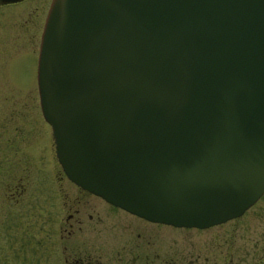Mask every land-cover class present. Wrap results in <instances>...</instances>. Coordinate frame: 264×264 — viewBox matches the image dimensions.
I'll use <instances>...</instances> for the list:
<instances>
[{
	"label": "water",
	"instance_id": "water-1",
	"mask_svg": "<svg viewBox=\"0 0 264 264\" xmlns=\"http://www.w3.org/2000/svg\"><path fill=\"white\" fill-rule=\"evenodd\" d=\"M37 79L66 175L129 212L204 228L264 192V0H52Z\"/></svg>",
	"mask_w": 264,
	"mask_h": 264
},
{
	"label": "flooded vegetation",
	"instance_id": "flooded-vegetation-1",
	"mask_svg": "<svg viewBox=\"0 0 264 264\" xmlns=\"http://www.w3.org/2000/svg\"><path fill=\"white\" fill-rule=\"evenodd\" d=\"M50 2L0 0L4 18L22 19L24 34L17 38L13 32L12 41L17 39L19 46L24 47L19 55L30 61L34 76L31 86L36 88L37 56ZM10 7L15 13H10ZM36 98L38 104L35 107L32 102L33 113L10 112L8 100L0 104L2 167L10 150V178L6 179L10 192L5 194L10 206V225L1 230L2 234L10 232L4 236L10 243V264H203L194 262L190 255L179 260L173 254L160 252L157 235L145 232L142 222L160 223L114 205L71 180L57 159L52 129L41 112L38 95ZM41 127L49 132L43 137L44 142L40 141ZM42 147L48 154L53 149L54 164L49 160V176L43 172L33 178L30 174L44 161ZM223 252L220 263L215 259L204 264H264V242L254 248L253 254L257 256L250 257L252 260L236 256L234 251L236 255H232L229 249Z\"/></svg>",
	"mask_w": 264,
	"mask_h": 264
},
{
	"label": "rangeland",
	"instance_id": "rangeland-1",
	"mask_svg": "<svg viewBox=\"0 0 264 264\" xmlns=\"http://www.w3.org/2000/svg\"><path fill=\"white\" fill-rule=\"evenodd\" d=\"M4 13L5 10L0 9V104L8 100L10 112L15 114L33 113L32 102L35 107L38 103L37 88L31 86L34 76L30 72V61L19 55L24 50L23 46H19V41L17 39L14 43L12 41L15 36L13 32H16L17 38L21 33L24 34L21 28L22 19L11 17L6 19ZM10 13H15V9L11 8ZM1 49H5V51ZM37 113L39 115V111ZM43 130L41 127L40 141L42 139L44 142L43 137L49 132ZM7 152L8 159L4 167L0 160V264H10V243H8L9 239L4 237L10 235V232L8 234L1 233V230L4 231V225H10V206L5 198V194L10 192V186L6 183V179L10 178V150ZM42 155L44 161L30 174L33 178L43 172L45 176H49V160L53 163L55 154H53V149L48 154L47 149L44 151V147H42ZM54 166L58 176L59 165ZM142 224L145 232H153V235H157L160 252L168 253L170 256L173 254V257L179 260L190 255L196 263L203 262L204 264L205 261L211 263L215 262V259H218V263H220L222 251L225 252L228 249L238 254L233 252L232 255L256 257L257 255L253 254L254 248L264 242V194L241 216L202 230L174 228L144 221Z\"/></svg>",
	"mask_w": 264,
	"mask_h": 264
},
{
	"label": "bare ground",
	"instance_id": "bare-ground-1",
	"mask_svg": "<svg viewBox=\"0 0 264 264\" xmlns=\"http://www.w3.org/2000/svg\"><path fill=\"white\" fill-rule=\"evenodd\" d=\"M109 205V204H108ZM113 207V206H112Z\"/></svg>",
	"mask_w": 264,
	"mask_h": 264
}]
</instances>
